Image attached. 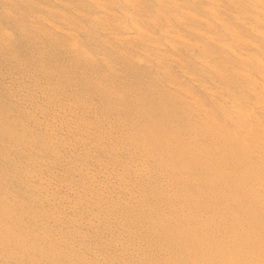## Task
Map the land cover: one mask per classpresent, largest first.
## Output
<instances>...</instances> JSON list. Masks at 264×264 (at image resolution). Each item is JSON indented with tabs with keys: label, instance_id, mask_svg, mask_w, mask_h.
<instances>
[{
	"label": "bare ground",
	"instance_id": "obj_1",
	"mask_svg": "<svg viewBox=\"0 0 264 264\" xmlns=\"http://www.w3.org/2000/svg\"><path fill=\"white\" fill-rule=\"evenodd\" d=\"M76 1L0 0V264H264V0Z\"/></svg>",
	"mask_w": 264,
	"mask_h": 264
},
{
	"label": "rangeland",
	"instance_id": "obj_2",
	"mask_svg": "<svg viewBox=\"0 0 264 264\" xmlns=\"http://www.w3.org/2000/svg\"><path fill=\"white\" fill-rule=\"evenodd\" d=\"M40 1H43V0H40ZM82 1L83 0H77L76 2H73V4L77 7V8H79V9H81L82 8V11H87V15H86V17L85 18H76L77 19V22H80V24H88L87 23V21H86V19L87 20H90V22L92 21V18L93 17H100V11H98V10H91V9H89V10H87V7H84V5H85V2L83 1V4H82ZM45 2V1H44ZM81 7V8H80ZM141 7L142 6H139L138 7V9H141ZM111 11H113V15L112 16H110V17H114V19L115 20H118V19H120V18H123V20H125L126 18L124 17V16H121V14H120V12L118 11V12H115V9L114 10H112L111 9ZM44 13V12H43ZM44 16H47L46 15V12L44 13ZM76 16H79V15H76ZM89 16V17H88ZM0 18H2L3 20L6 18V14L3 12V11H1L0 12ZM141 22V21H140ZM198 23V22H197ZM141 24H143V26H144V28H145V24H144V22L142 21L141 22ZM196 24V23H195ZM199 25V24H198ZM87 26V25H86ZM200 26H203V25H200ZM12 31H13V33H17V29H11ZM89 33V35H92L93 34V36H91L92 37V42H89V44L87 45L88 46V50H89V52H91L92 53V55H94V56H96V57H98L99 55H100V49H99V47H98V44H99V41L101 42V40L103 39V33L102 32H96V31H92V32H88ZM95 33V34H94ZM82 41H86L85 39H82ZM49 44V43H48ZM122 48V47H121ZM123 49V48H122ZM121 49V50H122ZM195 52H196V50H194ZM123 52V51H122ZM112 63H114V60H112ZM85 67V69H87L88 71H92V74H105V78H107L108 77V75H109V77L107 78V79H110L111 78V73H113L114 74V71H108L107 70V67L106 66H104V63H101V62H99V60H97L96 59V63H95V65H94V67L93 68H91V67H86V66H84ZM93 70L95 71V72H93ZM155 69H153V68H151L150 69V72H148V71H146V73L145 74H151V73H155ZM102 72V73H101ZM115 73L117 74V78H114L113 79V81L116 83V84H118V83H120V81H119V77H121L122 76V74L121 73H119V71H117V69L115 68ZM191 74H193V75H195V77L196 78H198V79H200V80H203L204 79V77L201 75V74H199V73H197V72H194V71H191ZM154 75H156V74H154ZM144 77V76H143ZM216 77V76H215ZM205 80V79H204ZM106 97V96H105ZM104 97V98H105ZM110 97H113L112 96V94H110Z\"/></svg>",
	"mask_w": 264,
	"mask_h": 264
}]
</instances>
